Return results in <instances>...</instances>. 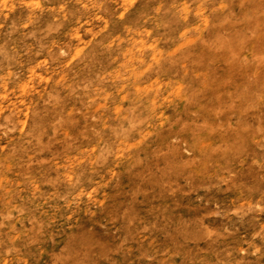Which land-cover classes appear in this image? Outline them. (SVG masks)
<instances>
[{"label": "clouds", "instance_id": "1", "mask_svg": "<svg viewBox=\"0 0 264 264\" xmlns=\"http://www.w3.org/2000/svg\"><path fill=\"white\" fill-rule=\"evenodd\" d=\"M0 264H264V0H0Z\"/></svg>", "mask_w": 264, "mask_h": 264}]
</instances>
